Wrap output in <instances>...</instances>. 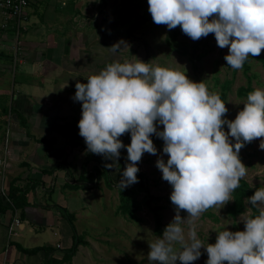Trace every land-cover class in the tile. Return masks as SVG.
<instances>
[{
    "label": "clouds",
    "instance_id": "9594fccd",
    "mask_svg": "<svg viewBox=\"0 0 264 264\" xmlns=\"http://www.w3.org/2000/svg\"><path fill=\"white\" fill-rule=\"evenodd\" d=\"M148 5L155 24L168 30L180 26L193 41L214 34L217 46L228 48L224 60L234 70L264 49V0H148ZM124 47L129 45L120 40L110 48L116 52ZM75 88L73 99L82 103L79 135L87 151L112 160L105 164L112 168L120 150L127 149L129 163L119 188L138 182L137 164L145 152L157 154L150 137L164 142L168 159L158 158L156 167L172 186L175 216L149 244V264H192L202 248L206 264H264V187L245 200L259 214L242 220L243 231L225 228L217 232L214 244L205 245L197 225L205 211L233 200L247 175L239 153L245 144L264 137V89L248 93L243 109L229 120L226 103L203 80L194 82L185 73L140 59L110 63L87 83L77 81ZM125 133L131 135L129 145L120 139ZM259 148L264 150V139Z\"/></svg>",
    "mask_w": 264,
    "mask_h": 264
},
{
    "label": "rangeland",
    "instance_id": "374dc122",
    "mask_svg": "<svg viewBox=\"0 0 264 264\" xmlns=\"http://www.w3.org/2000/svg\"><path fill=\"white\" fill-rule=\"evenodd\" d=\"M62 1H68L69 5L63 7ZM79 1L86 2V0ZM105 1L110 4L111 0ZM74 5V0H41L37 5L34 2L33 6V8H37L44 13L45 8L50 6L56 11V17L72 11L70 19L61 23V27L54 20L53 22H47L55 23L52 29L49 28L48 32L44 29L41 30V34L46 32V36L53 38V41L57 42L58 38L62 40L68 39L64 44L45 46L48 49L54 47L58 49L57 52L61 55V61L65 60L69 64L75 65V61L71 59V53L76 52V48L82 46L79 43L80 39L83 36L87 37L88 33L89 43L88 45L87 43L83 45L88 46L87 48L92 52L95 51L96 47H102L105 53L109 55L108 64L115 61L135 63L137 59H140L152 66H160L185 73L194 82L203 80L208 85L210 92H216L219 95L222 92H226L223 101L228 109L226 117L229 120H234L237 113L244 107L243 103L246 102L247 95L250 92L247 91L241 95L240 92L243 89H264V65L261 59L253 57L247 61V65L244 64L241 69L234 70L224 60V57L228 54V48L221 49L218 47L215 36H212V33L207 36L206 41L211 38L208 42L199 39L197 40L198 44L190 48H184L188 44L180 26L172 30L164 29V26L161 27L162 25L151 27L153 32L161 31L164 33L163 42L158 41L154 35L152 37L144 35V32H146L144 30L147 29L149 23H154L148 11V0H118L117 3L107 5L102 13L93 12L87 16L84 15L87 14L86 12H77ZM2 20V14L0 13V23ZM146 23L148 24L146 25ZM24 24H26L25 30H27V22ZM48 25L50 26V24ZM69 28H73L74 31L71 35L66 34V30ZM25 30L22 33L21 42H24ZM82 31L86 33L83 34ZM131 32L132 34H129ZM36 33L37 29L31 31L29 35L35 39ZM94 34H101V40L98 43L89 41L90 36L92 38ZM175 34L178 35L180 40L184 39V41L176 43L177 37L172 36H176ZM1 37H3L2 33H0ZM76 37L78 44L74 45L73 41ZM128 38H131L128 44L129 48L124 47L116 52L111 50L110 47L113 44L120 40L127 41ZM145 40L149 41V46L146 45ZM187 40L190 43L192 41L191 38ZM0 48H3L1 41ZM66 53L67 55H65ZM259 56H264V49H262ZM3 58L2 61L9 66L10 70L0 72V88L6 90L0 97V147L3 135L5 141V134L8 133L7 130H10L12 125V122H9L11 124L7 123L8 126H6L3 120L7 119V116H4L6 114L1 112V107L9 106V102L5 98L10 101L12 93H14V97L23 94V87L31 91L32 87L38 83L36 81L34 83L32 79L40 80V76L28 75L29 80L22 86L21 78H24V65L20 63L11 65L8 56L5 55ZM76 72H79V68H77ZM58 78L66 79L67 82H70L77 79V76L65 71ZM39 94L53 96L54 92L46 91L45 95V93L40 91ZM157 129L162 131L163 125L157 124ZM224 130L228 131L227 125L224 126ZM122 136L125 138L124 145H129L131 143L130 133H125ZM150 138L157 148V154L152 155L145 152L141 161L137 164L139 172L143 174V187L137 182L121 189L118 187V181L113 177L114 173L108 174V171H106V176L103 177V181L100 184L93 183L95 189L93 188L90 191L89 198H87L85 203L86 207L82 208L76 204L74 205L76 209L73 212L76 213L77 211L81 214L80 216L75 214L73 219L76 225L75 238L76 240L80 238L81 241L77 255L73 259L74 264H149V244L163 234L156 233L157 215L161 218L163 231L175 216V206L170 200L172 186L162 178V172L156 167L158 158L163 157L165 163L168 159L167 154L163 153L164 142L154 134ZM261 139H264V137L245 144L241 149L242 163L247 167V175L242 179L246 180L252 188L259 184L264 185V150L259 148ZM127 156L126 147L122 148L120 157L114 163V165L118 164L120 168L123 167L122 172L127 163H129ZM122 161L124 165H122ZM148 199L149 204L147 203ZM127 201L139 205L134 213L125 211L124 203ZM232 202L233 200L229 201L222 208L213 207L208 209L197 221L198 236L205 245L207 243L214 244L217 232L225 228L230 231L244 230L242 220L249 217L252 211L247 205L244 212L233 217L227 212L228 205L232 204ZM180 214L183 218L187 217V212L184 210H181ZM41 233V243L43 245H51L50 242L55 239L52 230L46 229L41 231ZM176 247L179 249V245ZM60 251L64 250L56 248L58 255ZM201 253L200 258L192 262V264H206L208 259L206 250L202 248ZM177 264H180V262L177 261Z\"/></svg>",
    "mask_w": 264,
    "mask_h": 264
},
{
    "label": "crops",
    "instance_id": "0c3cea01",
    "mask_svg": "<svg viewBox=\"0 0 264 264\" xmlns=\"http://www.w3.org/2000/svg\"><path fill=\"white\" fill-rule=\"evenodd\" d=\"M34 2L37 5L41 0H29L26 35H24L23 43L22 35L19 40L20 64L24 65V78H21V83L24 86V83L29 80L28 75L33 76V74L40 76V80L32 79L34 83H38L32 87L31 91L23 87V94L14 97L12 93L10 101L5 98L9 106L1 107V112L7 116V119H3L6 126H8L7 123L12 122L9 138L12 159L6 171L0 174V185L7 196L6 199L0 194V264H74L73 259L79 248L71 259L63 260L75 241V231L65 211L72 214L73 218L75 214L80 216V212H73L76 209L74 205L86 207L85 203L90 191L95 189L93 183L100 184L106 176V171L108 174L114 173V179L119 181L123 169L118 164L113 165L112 168H106L105 164H113L112 160H106L102 155L87 151L84 138L79 135L78 128L82 103L73 99L76 82L87 83V78L103 70L108 65L109 55L102 47H96L92 52L87 48L88 46L83 45L89 43L87 33V37L83 36L80 39L79 43L82 46L71 53V59L75 61V65L65 60L61 61L58 49L55 47L48 49L45 46L64 44L68 39L58 38L56 42L53 38H48L46 32L50 30L49 28L52 29L55 23L47 22L55 20L61 27V23L70 19L72 11L56 17V11L50 6L45 8L44 13L33 8ZM74 2L77 12H86L87 14L84 15L87 16L93 12L102 13L107 5L117 3L118 0H111L110 4L105 0H86V2L74 0ZM68 5V1H62L63 7ZM156 26L159 25L149 23L144 30L146 31L144 35L147 37L154 35L158 41L163 42L164 33L151 30V27ZM163 26L168 30L166 25L161 27ZM36 29L37 33L33 39L29 34ZM42 29L46 31L45 34H41ZM0 31L3 34L0 38L3 45L0 49V72L2 73L10 70L9 66L2 61L5 55L9 57L11 65L13 64L12 45H10L13 44V34L11 29ZM73 33V28L66 30V34ZM82 33L86 32L82 31ZM100 35L94 34L92 38L90 36L89 41L98 43L101 40ZM172 36L177 37L176 43L184 41V39L180 40L178 35ZM184 37L188 44L184 48L198 44V41L193 40L190 43L187 40L189 36L184 35ZM201 39L206 41L207 37ZM129 40L131 38L127 39V44ZM145 41L149 46V41ZM73 42L74 45L78 44L77 37ZM77 68L79 72H76ZM65 71L76 75L77 79L70 82L59 79L58 77ZM5 91L0 88V97ZM40 91L45 95L46 91H51L54 95L44 96L39 94ZM3 149L4 135L0 156L3 154ZM15 189L18 192L15 194L16 204L14 205L10 196L11 191ZM24 192H27L25 197H23ZM8 205L11 206L8 207ZM16 219L20 221L16 228L17 233L8 238V227ZM46 229L52 230L55 236V239L50 242L51 245L41 243V231ZM56 248L64 251H60L58 255ZM27 250L35 251L27 252Z\"/></svg>",
    "mask_w": 264,
    "mask_h": 264
},
{
    "label": "built area",
    "instance_id": "2783aa9c",
    "mask_svg": "<svg viewBox=\"0 0 264 264\" xmlns=\"http://www.w3.org/2000/svg\"><path fill=\"white\" fill-rule=\"evenodd\" d=\"M28 7L29 0H0V13L2 14L3 18L2 22L0 23V30H12L13 44L11 49L15 65L21 62V47L19 40L23 30L26 29V24L24 23L28 18ZM7 132L8 133L5 134L3 154L0 156V174L6 171L12 159V152L9 146L10 130L8 129ZM0 194L7 199L6 193L1 185ZM19 224V219H16L15 222H12L9 225L8 238L17 233L16 228Z\"/></svg>",
    "mask_w": 264,
    "mask_h": 264
},
{
    "label": "trees",
    "instance_id": "16d2710c",
    "mask_svg": "<svg viewBox=\"0 0 264 264\" xmlns=\"http://www.w3.org/2000/svg\"><path fill=\"white\" fill-rule=\"evenodd\" d=\"M257 58L261 59V61L263 62V65H264V56H256ZM253 58L252 56H249L248 59L244 62V64L247 65V61L249 59ZM12 62L14 64V60H13V57H12ZM252 92L254 91V89H243L240 94L243 95L245 94L246 92ZM225 95H226V92H222L221 95H220V98L222 100L225 99ZM6 111V110H5ZM121 141L125 142V138L123 136L120 137ZM123 157V155H122ZM239 157L241 159V162H242V153L240 151L239 153ZM122 165H124V162L122 161ZM143 174L141 172H138L137 173V177H138V183L137 184H140V186L143 187L144 185V181L143 180ZM239 187L237 189H235V191L233 192V202L232 204L228 205V209H227V212L229 215L233 216V217H236L238 214L244 212L246 210V206L247 204H245V200L252 196L255 191L260 188V187H264V185H256L255 187H250V185L248 184V182L244 179H241L239 181ZM131 186V185H130ZM18 192V190H14V191H11V196H10V200L12 201V204H16V198H15V194ZM27 192H24V196L26 195ZM152 198H154V196H152ZM25 203V202H24ZM147 203L149 204V199L147 200ZM11 206V205H8V207ZM139 205H136L135 203L133 204L132 202L130 201H127L124 203V208H125V211H129V213H134L135 210H137ZM248 206L250 207L251 211H252V214H250L251 217H255L256 215L259 214V209L257 208H253L251 207L250 204H248ZM7 207V206H6ZM65 215L66 217L68 218L72 228L74 229L75 231V224H74V221H73V215L68 213L67 211H65ZM156 233L157 234H162L163 233V229H162V224H161V218L159 215H157V225H156ZM75 237H76V234H75ZM81 243L80 241V238H75V241H74V244L72 246V248L69 250V252H67L63 258L64 259H71L75 254H76V251H77V248L79 246V244ZM31 251H35V250H27V252H31Z\"/></svg>",
    "mask_w": 264,
    "mask_h": 264
}]
</instances>
